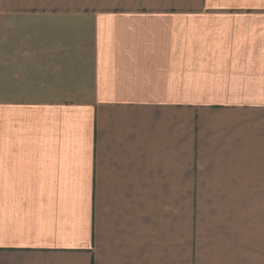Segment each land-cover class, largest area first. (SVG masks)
I'll use <instances>...</instances> for the list:
<instances>
[{
  "label": "crops",
  "instance_id": "0c3cea01",
  "mask_svg": "<svg viewBox=\"0 0 264 264\" xmlns=\"http://www.w3.org/2000/svg\"><path fill=\"white\" fill-rule=\"evenodd\" d=\"M0 264H264V0H0Z\"/></svg>",
  "mask_w": 264,
  "mask_h": 264
}]
</instances>
